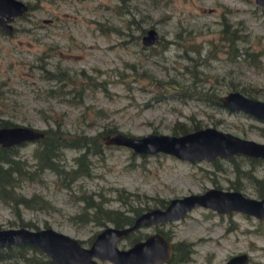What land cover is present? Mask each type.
Listing matches in <instances>:
<instances>
[{
	"label": "rangeland",
	"instance_id": "rangeland-1",
	"mask_svg": "<svg viewBox=\"0 0 264 264\" xmlns=\"http://www.w3.org/2000/svg\"><path fill=\"white\" fill-rule=\"evenodd\" d=\"M23 1L28 9L14 19L13 31L0 30V116L37 127L54 128L60 123L70 132L90 134L110 126L137 135L174 132L180 122L185 126L196 122L264 140L260 119L211 104L184 88L197 73L196 83L213 85L219 95L236 82L255 86L254 96L264 99V9L254 0ZM52 14V22H43ZM149 26L156 28L158 39L144 46L141 35ZM233 29L236 49L225 40ZM245 49L258 53V60L253 62L243 52L236 55ZM49 73H71L74 83L63 84ZM155 78L168 81L153 82ZM80 90L78 99L73 94ZM106 132L101 133L102 139ZM17 145L19 153L33 161L35 141ZM78 151L64 149L67 163ZM248 164L242 156L190 160L104 143L102 151L92 155L91 175L70 186L50 170L44 171L41 181L24 179L18 189L25 194L39 192L50 205H19L18 215L0 199V226L23 225L28 220V226L51 225L85 240L103 225L72 216L80 208L82 188L98 196L100 192L107 204L120 208L130 196L128 191L138 193L133 203L149 206L160 198L210 185L231 187L233 182L256 196L254 177L264 175V162L250 174L243 171ZM154 229L163 230L175 242H191L185 260L157 264H203L240 251L249 255L240 264H264V219L247 212H217L197 205L179 218L140 226L131 236ZM124 242L128 239L119 244Z\"/></svg>",
	"mask_w": 264,
	"mask_h": 264
},
{
	"label": "water",
	"instance_id": "water-1",
	"mask_svg": "<svg viewBox=\"0 0 264 264\" xmlns=\"http://www.w3.org/2000/svg\"><path fill=\"white\" fill-rule=\"evenodd\" d=\"M254 3L264 9V0H254ZM26 10L27 4L23 0H0V25L5 31H11L12 26L8 21L22 15ZM157 39L156 28L149 26L141 36V43L149 46ZM219 99L222 105L243 110L264 122L263 98L232 88L221 93ZM43 135L42 127L28 123L13 122L0 125L1 145L19 144ZM103 141L127 145L140 153L164 151L190 160L229 157L232 154L264 156V140L242 136L210 124L177 133L147 131L137 135L115 129L103 134ZM197 205L209 207L217 212L239 210L264 217V193L255 196L238 188L210 185L199 191L171 196L162 205L143 209L134 216L131 223H107L94 234L89 244L84 243L80 237L51 225H12L0 226V246L29 243L42 249L56 264H101L100 259H108L112 264L156 263L170 259L173 251L171 239L161 230L154 229L127 246H119L118 240L134 228L184 216ZM246 261L248 253L240 251L226 259L203 264H236Z\"/></svg>",
	"mask_w": 264,
	"mask_h": 264
},
{
	"label": "trees",
	"instance_id": "trees-1",
	"mask_svg": "<svg viewBox=\"0 0 264 264\" xmlns=\"http://www.w3.org/2000/svg\"><path fill=\"white\" fill-rule=\"evenodd\" d=\"M227 29L224 25L223 31ZM143 31V30H142ZM235 30H231V36L225 38L233 48L234 40L236 39ZM238 47H235V49ZM245 53L250 59L254 61L258 60V53L245 49L240 51L236 55ZM52 77H56L60 82L74 83V79L71 78V73H49ZM200 76L196 73V76L191 77V81L185 84L186 90L190 95H195L207 102L221 106L222 103L219 99L218 91L213 87V85H198L196 80ZM167 82L168 80H161L155 78V81ZM172 83V81L169 80ZM175 83V82H173ZM230 89L237 88L246 94L254 96L255 86H247L246 84L238 85L236 82L230 84ZM183 88V89H184ZM49 89H53L50 87ZM55 89V88H54ZM70 89V88H69ZM58 90H61L59 86ZM2 88L0 85V99L2 95ZM82 92L74 93L73 96H77L80 99ZM15 121L8 117L0 116L1 124H10ZM201 124L192 123V125L185 126L182 122L173 129L177 132V129L182 132L195 127H199ZM44 130V135L36 139L35 145L32 149L33 161H29L27 156H23L18 151V145H1L0 144V199L14 209V211L19 215V205L30 207V208H43L50 205V200L39 192H32L30 194H25L18 189L21 182L24 179L29 181H41L43 180L42 174L44 171H52L60 182L64 186H70L71 182L77 180L80 177L91 175L92 171V155L98 154L102 151L103 139L101 138V133L106 131L117 129L115 126H110L102 129L96 134H90L87 132H70L64 129L60 123L52 128L51 126L42 127ZM262 133L264 134V122L261 126ZM68 147L77 148L79 151L72 158V162L67 163L64 156V149ZM245 157L249 160V164L245 165L247 168L243 171L250 174L252 168H255L259 163L264 162V156H250L245 154H232L227 157L230 160H234L236 157ZM214 159V158H213ZM215 161V160H214ZM242 164V163H241ZM240 164V165H241ZM243 165V164H242ZM234 167L239 173V164L235 162ZM245 174L246 176H248ZM257 183L258 192H264V175L261 177H254ZM231 187L241 188L239 183H232ZM130 193L129 198L125 201L124 207L120 208L118 206H111L106 203L107 199L98 192L99 196L93 194V192H88L86 188L80 190L78 197L82 200L80 208L72 216L76 218H82L85 220H92L95 224L105 225L107 222H111L114 225H123L131 223L135 215L140 213L143 209L149 206L148 204H137L132 201L138 198V193L133 191H128ZM131 199V200H130ZM167 201L165 198H160V205ZM146 203V202H145ZM155 204V205H158ZM21 224H30L28 220L22 221ZM163 232V230H161ZM132 233V232H131ZM90 235L86 241H90L92 236ZM142 235H136L132 239H137ZM167 237H169L166 234ZM84 240V239H83ZM191 252V242L176 241L174 242V247L172 251V256L170 260H185L189 257ZM0 260L4 261V264H56L48 255H46L42 249L39 247L25 243L19 242L18 244H9L5 246H0Z\"/></svg>",
	"mask_w": 264,
	"mask_h": 264
},
{
	"label": "flooded vegetation",
	"instance_id": "flooded-vegetation-1",
	"mask_svg": "<svg viewBox=\"0 0 264 264\" xmlns=\"http://www.w3.org/2000/svg\"><path fill=\"white\" fill-rule=\"evenodd\" d=\"M64 1H69V0H64ZM25 2V1H24ZM26 4H27V9H28V3L27 2H25ZM27 11V10H26ZM25 11V12H26ZM24 12V13H25ZM23 13V14H24ZM21 16V15H20ZM3 17L5 18V15H3ZM18 16H15V17H13L10 21H8V23H10L11 24V26H12V28H11V31H9V32H7V31H5L4 29H3V27L0 25V30L2 31V32H4V33H11L12 31H13V29H14V27H13V21H14V19H16ZM52 20H54V15L52 14V16H50V17H48V18H44L43 19V22H52ZM148 28V27H147ZM142 36V35H141ZM256 97V96H255ZM239 189V188H238ZM242 190V189H241ZM243 191V190H242ZM244 192V191H243ZM257 195L256 196H260V195H262L263 193H259L258 191H257ZM260 218V217H259ZM261 219H264V217L263 218H261ZM107 224V223H106ZM105 224V225H106ZM111 224H113V223H111ZM104 226V225H103ZM138 228V227H137ZM134 229H136V228H134ZM134 229H132V230H130L127 234H125L122 238H120V240H118V242H117V244L119 245V246H127V245H129V244H131L134 240H136V239H132L134 236H136V235H134V236H131L132 234H131V232L132 231H134ZM160 230V229H159ZM98 231V230H97ZM96 231V232H97ZM95 232V233H96ZM95 233H93V234H95ZM164 233V232H163ZM144 235H146V234H143L141 237H143ZM164 235L166 236V234L164 233ZM131 236V237H130ZM93 237H94V235L92 236V238H91V240L93 239ZM141 237H139V238H141ZM167 237V236H166ZM126 238L128 239V243H125L124 242V245H120L119 243L124 239L125 241H126ZM169 239H171L170 237H168ZM138 239V238H137ZM81 240L85 243V240H83L82 238H81ZM91 240L90 241H88L86 244H89L90 242H91ZM171 241H172V244H173V247H174V240H172L171 239ZM13 244H18V243H13ZM249 256V255H248ZM171 258V257H170ZM103 260H108V259H100V262L101 261H103ZM110 261V260H109ZM166 261H170V259H168V260H165V261H159V262H156V263H145V264H157V263H162V262H166ZM208 261H212V260H205V262H208ZM111 262V261H110ZM102 264V263H101ZM111 264H112V262H111ZM236 264H240V263H236Z\"/></svg>",
	"mask_w": 264,
	"mask_h": 264
}]
</instances>
